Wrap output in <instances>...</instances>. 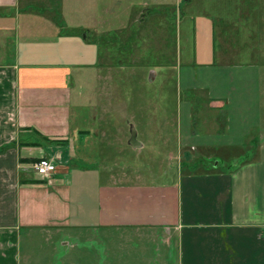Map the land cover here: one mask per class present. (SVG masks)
Instances as JSON below:
<instances>
[{"label":"crops","instance_id":"crops-1","mask_svg":"<svg viewBox=\"0 0 264 264\" xmlns=\"http://www.w3.org/2000/svg\"><path fill=\"white\" fill-rule=\"evenodd\" d=\"M94 1L97 13L99 0ZM67 2L0 0V264H67L68 256H72L69 264H94L90 240L94 236L88 238L86 247L80 246L77 236L85 232L93 235L94 229L131 228L160 229L166 234L163 242L168 257H173V251L176 264H264V144L250 168L253 188L248 190L236 188L242 172L228 182L226 175H214L215 167L202 178H187L188 184L201 179L197 181L205 185L202 191L183 189L182 182L180 187L144 185L138 175L136 183L122 184L111 171L105 170L104 176L95 169L72 167L75 147L84 134L71 123L70 69L97 66L99 45L90 37L98 34L94 29L63 32L69 25ZM147 11L136 17L139 22L157 12ZM166 17L170 20L168 14ZM204 29L201 46H214V24ZM6 46H12L11 58L3 54ZM194 62H198L197 54ZM219 79L214 77L216 87L235 82ZM258 81L241 76L238 85L247 86L245 93L254 96ZM241 91L237 90L239 95ZM221 96L218 99L209 91L211 102L206 105L223 108L224 100L229 106L235 100L229 93ZM192 97L198 105L201 97ZM234 109L226 113L229 126L222 120L227 133L214 141L203 135L196 146L208 151L220 147L224 153L241 146L230 134L232 118L237 120L241 114ZM191 113L194 122L195 110ZM194 132L184 136L186 142L193 139ZM41 159L52 161L55 171L38 175L33 164ZM127 177L122 173L120 180ZM144 239L138 238L139 242ZM85 251L90 254L88 263L83 262ZM122 255L110 257L108 264L119 258L121 263L131 264V259L125 255L121 259ZM146 257V252H140L134 263L144 264Z\"/></svg>","mask_w":264,"mask_h":264},{"label":"rangeland","instance_id":"rangeland-1","mask_svg":"<svg viewBox=\"0 0 264 264\" xmlns=\"http://www.w3.org/2000/svg\"><path fill=\"white\" fill-rule=\"evenodd\" d=\"M94 2L69 0L65 8L69 25L63 32L94 29L98 34L90 37L99 45L97 66L70 69L71 123L84 134L75 147L72 167L95 169L104 176L111 171L122 184L136 183L138 175L144 185L180 187L182 182L183 189L199 191L205 186L198 183L201 179L188 184L187 178H202L215 167L214 175L224 174L228 182L242 172L236 188H253L249 171L264 144V0H99L97 13ZM150 9L157 12L139 22L136 17ZM208 24H214V46H201ZM11 47L3 48L8 58ZM241 76L259 80L254 96L245 93L247 86L239 87ZM214 77L235 82L216 87ZM209 91L218 99L229 93L235 100L231 106L224 100L223 108L211 109L206 105L211 102ZM250 95L254 103L253 99L249 103ZM192 96L201 97L198 105ZM232 108L241 114L232 118L230 134L242 145L225 153L220 147L210 152L197 147L203 135L214 141L228 132L222 120L228 124L226 113ZM187 129L195 131L189 142L184 139ZM132 131L140 144L135 149L129 145ZM122 173L128 176L125 180H120ZM251 202L255 204L256 198ZM77 237L82 247L91 237L94 264H108L110 257L120 254L136 264L140 252L147 254L144 264H176L173 251L168 257L166 234L160 229H94L93 235L85 232ZM141 237L145 239L139 242ZM86 252L83 262L88 263ZM110 261L123 264L120 258Z\"/></svg>","mask_w":264,"mask_h":264},{"label":"built area","instance_id":"built-area-1","mask_svg":"<svg viewBox=\"0 0 264 264\" xmlns=\"http://www.w3.org/2000/svg\"><path fill=\"white\" fill-rule=\"evenodd\" d=\"M33 169L38 175L48 176L55 171V164L50 160L41 159L33 164Z\"/></svg>","mask_w":264,"mask_h":264},{"label":"water","instance_id":"water-1","mask_svg":"<svg viewBox=\"0 0 264 264\" xmlns=\"http://www.w3.org/2000/svg\"><path fill=\"white\" fill-rule=\"evenodd\" d=\"M129 145L132 147V148H137V147H139V145L140 144H138L137 142H136V139H135V132L134 131H132V133H131V138H130V140H129Z\"/></svg>","mask_w":264,"mask_h":264}]
</instances>
